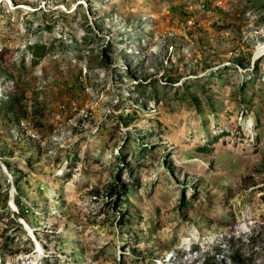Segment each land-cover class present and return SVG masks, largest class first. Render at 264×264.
Returning a JSON list of instances; mask_svg holds the SVG:
<instances>
[{"label": "rangeland", "instance_id": "rangeland-1", "mask_svg": "<svg viewBox=\"0 0 264 264\" xmlns=\"http://www.w3.org/2000/svg\"><path fill=\"white\" fill-rule=\"evenodd\" d=\"M0 50V264H264V0H0Z\"/></svg>", "mask_w": 264, "mask_h": 264}, {"label": "trees", "instance_id": "trees-1", "mask_svg": "<svg viewBox=\"0 0 264 264\" xmlns=\"http://www.w3.org/2000/svg\"><path fill=\"white\" fill-rule=\"evenodd\" d=\"M110 45L107 47H105L103 49V51H107L108 50V54L111 53L110 50ZM45 45H41V44H31L29 45V52H30V62H34L37 61L38 59L42 58L44 56L45 53ZM5 52L3 50H0V62H2L4 60V56H5ZM194 84H192L191 86H189V88L183 90V92L181 93V96L177 99V101L179 102H187L188 104H192L194 106H201V102L199 100V97L196 95L195 91H194ZM203 93V91H202ZM6 98L5 101L1 104L2 106V110H4V112H10L12 106L15 103V97H14V92L12 91H8L6 92ZM151 151L148 150L147 148L141 147L138 149V151L135 153V157H136V161H140L141 159H144L147 157L148 154H150ZM131 155H129L130 157ZM119 160L116 162V164H120L122 163V157L118 158ZM124 170V167H120V169L118 170V172L116 173V175L114 176L115 181L119 179L120 174L122 173V171ZM127 186L126 185H121L119 183H116L113 186V189L116 191H120V193L124 192L126 190ZM116 201V200H113ZM18 207L21 209L22 204L20 201L17 200ZM126 216V217H125ZM131 217L127 215H123L118 217V219L116 220L117 223H119L120 226L122 225H127L130 223ZM232 262H236V260H232Z\"/></svg>", "mask_w": 264, "mask_h": 264}]
</instances>
